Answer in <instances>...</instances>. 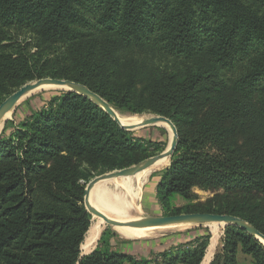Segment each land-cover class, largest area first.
I'll return each instance as SVG.
<instances>
[{
	"label": "trees",
	"instance_id": "trees-1",
	"mask_svg": "<svg viewBox=\"0 0 264 264\" xmlns=\"http://www.w3.org/2000/svg\"><path fill=\"white\" fill-rule=\"evenodd\" d=\"M45 77L82 83L115 109L173 121L178 145L156 185L164 215L231 214L264 234V0H0V104ZM164 145L68 90L8 120L0 264H202L208 229L139 253L115 247L107 229L81 255L92 223L88 183ZM195 188L213 195L195 201ZM178 196L187 203L175 206ZM240 247L264 264V245L234 224L210 264H238Z\"/></svg>",
	"mask_w": 264,
	"mask_h": 264
},
{
	"label": "water",
	"instance_id": "water-1",
	"mask_svg": "<svg viewBox=\"0 0 264 264\" xmlns=\"http://www.w3.org/2000/svg\"><path fill=\"white\" fill-rule=\"evenodd\" d=\"M44 85H56V86H63L67 87L68 91L78 92L83 94L84 96L94 100L97 104H99L103 109L110 114V116L117 121L124 129L133 131L138 128L146 127V126H159L161 124H168L172 127L173 130V137L167 149L163 152L158 153L152 157H149L142 162L132 165L123 169H115L108 173H104L102 175L94 177L87 185L85 189V205L87 210L92 214V220L94 216H99L104 219L107 225L112 226H131V227H147V226H161V225H170V224H209V223H218V224H234L237 225L250 234L254 235L261 243L264 245V234H262L257 228L251 225L249 222L244 220L241 217L231 215V214H219V213H181V214H174V215H159V216H149L145 218L135 219L131 221H121L117 219H113L109 217L106 213L99 210L97 207L93 206L90 203V196L92 189L96 185L97 182L104 180V179H112V178H119L122 176H130L134 175L137 172H140L153 164L157 161L164 159L166 157H172L174 152L176 151L179 135L176 125L173 121L166 116L163 115H150L143 119L141 123L138 124H123L119 117L117 116L116 110L111 104L101 97L96 92L92 91L89 87L82 83H78L69 79H60V78H51L45 77L35 81H31L20 87L16 90L13 94H11L3 103L0 104V121L9 113H12L18 104V102L30 92L44 86ZM8 120V119H7ZM6 120V121H7ZM171 164V162H170ZM90 229V228H89ZM88 233V232H87ZM102 234V233H101ZM101 237V235H100ZM99 237V239H100ZM98 239V241H99ZM97 245L95 246V248ZM94 248V249H95ZM209 248V247H208ZM93 249V250H94ZM92 250V251H93ZM91 251V252H92ZM208 251V249H207ZM90 253V252H89ZM88 253H83L82 256Z\"/></svg>",
	"mask_w": 264,
	"mask_h": 264
},
{
	"label": "rangeland",
	"instance_id": "rangeland-1",
	"mask_svg": "<svg viewBox=\"0 0 264 264\" xmlns=\"http://www.w3.org/2000/svg\"><path fill=\"white\" fill-rule=\"evenodd\" d=\"M32 49L34 51L36 50V48H34V47H32ZM137 51L138 52L136 53V55L134 54V56L142 57L141 51L140 50H137ZM149 56H150V66L149 65L148 66H149L150 70H153V67H156L157 59H155L153 57V53H150ZM229 75H231V73H229ZM67 89H68L67 87H63V89H60V88H57V87L46 86L44 88L36 90L35 92L31 93L30 95L25 97L23 100L18 102V104L16 105L14 111L11 113V116L8 118V120H14V121L19 120L21 117H23L26 113L29 112V109L31 107L36 108L43 102L44 99H47L51 95L59 93L61 91H67ZM117 110L122 112L126 116H136V115L137 116H146V115L150 116V115H154L153 113H149V112H144V113H141V114H134V113L126 111V110H121V109H117ZM7 121H6V123H7ZM4 127H5V125H4ZM9 131H10V129L8 130V132ZM133 132L135 133L136 136L144 138L146 140L164 142L165 143V145H164L165 149L168 148V146H169V144L171 142L170 135H173V133H171V128L169 126H167V125H164V124H161L159 126H146V127L138 128V129L133 130ZM170 162H171V160H170ZM169 165L167 167H169ZM167 167H165L164 169H166ZM164 169L155 171V172H153L150 175V177L148 178L147 183L144 184V187L142 188L140 197L136 198V200L133 201L134 208H132V210H131V215L133 217V220L140 219V218H145V217H149V216L164 215V212H163V210H162V208H161V206H160V204H159V202L157 200V197H156V185H157V182L160 179V174H161V172ZM113 183H114V181L109 182L108 186L110 187V189L114 190L115 189V185ZM119 190H120L121 194L125 193L124 189H119ZM194 191H195V193L197 195V199H195V201H205L208 197L213 195V193L211 191H205V190H201L199 188H195ZM186 203L187 202L183 198H181L179 196L176 197L175 201H174V205L178 206V207L182 206V205H185ZM214 226H215V223H209V224L189 223V224H184L181 227H175V229L171 228V229L163 230V231L158 232V234L157 233L151 234V235H149L147 237L129 239V238H126V237L122 236L118 232V230L116 229L115 226L107 225L105 223L104 226H103L102 232H104L107 229H111V231L115 234V236H114V238L112 240L113 241V245H115V247H120L121 248L122 247L121 245L123 244L122 242L125 241V240H128L130 242L131 241L132 242H138V241H142V240L152 241V240H156V239L167 240V239H172L173 237L176 238V236L181 237V235H184V238H186L187 237V233L189 231H198L199 229L203 231V230L208 229L211 232L212 236H213L211 245H210V247L208 249V251L210 250L209 253L212 254V257H211V260H210V262H211L212 259L214 258L213 257L215 255L214 253L220 251L221 248H222V242H223V239H224V236H225V229H226L227 225L225 226L224 224H218V234H219V236L218 235L216 236V232L215 231L213 232ZM177 230H179V231H177ZM217 237H218V240L215 243L214 239H216ZM181 238H183V237H181ZM213 240H214V242H213ZM97 244H98V242H97ZM207 254H208V252H207ZM205 259H206V257H205ZM205 259H204V261H205ZM237 259H238V264H254L253 258L251 256H249V255H246L242 251L241 247L238 250ZM204 261H203V263H204ZM210 262H209V264H210Z\"/></svg>",
	"mask_w": 264,
	"mask_h": 264
},
{
	"label": "bare ground",
	"instance_id": "bare-ground-1",
	"mask_svg": "<svg viewBox=\"0 0 264 264\" xmlns=\"http://www.w3.org/2000/svg\"><path fill=\"white\" fill-rule=\"evenodd\" d=\"M46 86H52V87L63 89V86H56V85H44L38 89L44 88ZM36 90L25 95L21 100H23L25 97L35 92ZM115 110H116L117 116L119 117L120 121L123 124H138V123H141L143 119L147 117V115L146 116H137V115L136 116H126L122 112L118 111L117 109ZM10 116H11V113L7 114L0 121V133L3 131L6 120ZM164 125L169 126L171 128V133H173L172 127L170 125L166 123H164ZM170 137L172 139L173 135H170ZM170 160H171V157H166L164 159L157 161L152 166L140 172H137L134 175L122 176V177H119V179L118 178L104 179V180L97 182L94 188L92 189L91 196H90V203L93 206L97 207L99 210L106 213L109 217L113 219H117L121 221L133 220V217L131 215V210L132 208H134L133 201L136 200V198L140 197L142 188L144 187V184L147 183L150 175L155 171L162 170L165 167H167L170 164ZM111 181H114L113 183L115 185L114 190L110 189V187L108 186L109 182ZM119 189H124L125 193L121 194ZM104 224H105V221L103 218L99 216H94L92 223H91V227L88 233L86 234V238L81 247L83 253H89V252L91 253V251L95 248V246L97 245L98 239L102 233ZM182 225H184V223L161 225V226H147V227H131V226H115V227L122 236L129 238V239H135V238L147 237L155 233L158 234V232L163 231V230H167L171 228L175 229V227H181ZM214 231L216 232V236L217 235L219 236L218 223H215L213 232ZM214 240L216 243L218 240V237ZM209 251H208V254L203 264H209L211 260L212 254L209 253Z\"/></svg>",
	"mask_w": 264,
	"mask_h": 264
},
{
	"label": "crops",
	"instance_id": "crops-1",
	"mask_svg": "<svg viewBox=\"0 0 264 264\" xmlns=\"http://www.w3.org/2000/svg\"><path fill=\"white\" fill-rule=\"evenodd\" d=\"M212 239H213V236L211 238V242H212ZM146 241V242H144ZM167 240H163V239H156V240H152V241H148V240H142L138 243H133L131 245H128V244H122L121 246V249L122 250H132L134 251L135 253H139V252H145L147 249L145 248V246H150L151 249H156V247L159 245V243H165ZM211 242H210V245H211ZM209 245V247H210ZM209 249V248H208ZM208 252V251H207ZM215 254V253H214ZM207 255V254H206ZM206 257V256H205ZM214 257V256H213ZM205 259V258H204ZM204 261V260H203ZM203 263V262H202ZM211 263V262H210Z\"/></svg>",
	"mask_w": 264,
	"mask_h": 264
}]
</instances>
